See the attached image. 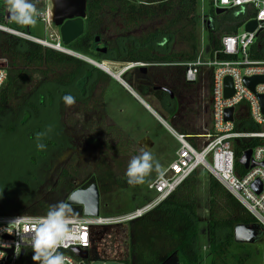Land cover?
Listing matches in <instances>:
<instances>
[{
	"label": "trees",
	"instance_id": "trees-1",
	"mask_svg": "<svg viewBox=\"0 0 264 264\" xmlns=\"http://www.w3.org/2000/svg\"><path fill=\"white\" fill-rule=\"evenodd\" d=\"M211 1L208 2L206 12V17L210 22L208 26L206 25V39L210 51H214L218 48L217 34H234L242 23L251 17L241 10L216 16ZM138 3L139 5L136 7L124 0H87L84 33L65 49L98 63L108 61L130 65L133 63L171 64L177 61H181L179 63L193 61L196 58L194 56L195 45L191 44L192 54L190 55L171 54L169 51L173 35L165 31L148 34L141 40L131 36L123 38V41L117 39L110 48H106L105 54L96 53L94 35L99 17L105 11L115 15L121 11L130 22L140 18V16L152 19L155 16V10L150 8L149 5L151 4H157L158 9H164V15H173L177 10L180 16L187 21L186 27L188 26L189 29L186 32V41L194 42L198 23L196 19L198 0H151L147 2L138 0ZM16 32L26 35L21 31ZM161 41L162 43L165 42L166 45L159 43ZM0 43L4 44V52L11 60L29 68L43 67L45 69L42 72L34 70L29 74L15 67L8 68L6 82L0 90V160L4 156L14 166H16L15 161L21 160L18 163L21 165L20 168L28 170V175L24 177V173L21 171L17 180L15 179L17 183L22 181L23 186L28 189V193L18 200H12L9 195L15 193L16 188H11L14 192H10V194L7 190L6 194L9 195L0 198V216H43L50 205L65 202L67 197L76 189L87 188L93 184L91 181L86 185L77 186L72 175L67 170L62 169L57 173L53 186L47 189L43 197L32 198L34 192L31 184L34 182V178H37V173L42 164L48 162L50 152L54 148L63 149L65 147L60 142L62 137L58 123V112L64 103L61 97L72 95L75 97L76 103L85 105L100 79L109 81L110 78L83 61L19 37L0 32ZM250 54L253 60H264V34L256 38ZM219 58L225 59L222 56ZM54 68L62 70L63 73L58 77L50 76L49 71L52 73ZM109 71L117 74V71L111 69ZM127 72L120 76L121 80L141 99L150 93L157 95V102L161 110L167 114L168 118L173 119L175 114L174 101L170 96L159 91L149 93L145 87L137 86L138 78L139 80L144 78L145 74H137V79H135ZM32 74H42L43 76L29 89V92L24 93L21 97L28 85L32 83ZM156 87L167 89L163 86ZM240 125L249 131L257 130L246 119L238 120L236 126ZM46 127L50 129L49 135L42 141L46 147L43 150H37L36 134L44 132ZM172 129L179 135L195 136L173 126V124ZM4 139H8L5 142L6 146ZM189 142L192 140L190 139ZM259 144H261L259 140L238 143L235 147L236 157H239L241 152L253 149ZM5 151H11L10 154L15 151L19 152L21 157L19 160L17 158L8 159L6 155H3ZM196 173L191 174L153 210L127 223V258L118 262L122 264H166L171 258L177 256L180 259L179 264L201 263L198 245L199 220L196 209ZM207 188L209 198L207 210L208 261L209 264H227L224 259L228 248L233 245L238 248L243 247V245L235 244L233 241L234 228L238 225L254 227L256 224L238 202L211 176L208 178ZM6 189H10V187ZM71 208L73 209L72 217L82 215L80 207ZM257 229L259 230L258 227ZM92 247L94 248L93 241ZM31 256V254L26 253L19 264H34L35 261L32 260ZM94 256L97 258L96 253ZM234 260L233 264H245L244 258L241 256H234Z\"/></svg>",
	"mask_w": 264,
	"mask_h": 264
},
{
	"label": "rangeland",
	"instance_id": "rangeland-1",
	"mask_svg": "<svg viewBox=\"0 0 264 264\" xmlns=\"http://www.w3.org/2000/svg\"><path fill=\"white\" fill-rule=\"evenodd\" d=\"M124 1L134 4L136 7L139 5L138 0ZM147 1L151 0H144V2ZM208 2L209 0H198L196 8L198 23L194 34V42L186 41V32L189 29L188 26L186 27L187 21L180 16L177 10L173 15H164V9H158L157 4H151L149 5L150 8L155 10V16L152 19L140 16V18L130 22L128 17L121 11L117 15L105 11L99 17L94 37H99L100 42L95 47L106 49L107 47L110 48L117 39L123 41V38L131 36L141 40L148 34L165 31L173 35L169 53L190 55L192 54L191 44H194L196 47L195 57L200 53L207 55L210 52L206 39V22L209 21L206 17ZM38 9L41 12H49L51 19V0L39 2ZM0 25L21 31L30 37L49 44L56 41V37H58V31L52 23L46 31L44 25L38 20L34 25H17L13 21L8 22L4 0L0 1ZM0 32L9 35L3 31ZM221 36L222 33H219L216 38L218 39ZM159 43L165 44L162 41ZM4 50V44L0 43V66H5L7 70L15 67L29 74L34 70H40L41 72L45 70L43 67L29 68L23 66L11 60ZM179 62L181 61L171 64H148V67L145 68L147 70L146 76L140 78V80L138 78L137 86L145 87L149 93L157 92L153 91L156 86L166 87L173 95V108L175 109L173 119L168 118L167 114L161 110L157 102V95L150 93L142 101L171 128L173 124V126L181 128L188 134L201 135L208 130L210 125V111L207 110L206 106L208 103L207 88L201 82L193 85L185 84L183 69L171 66L179 64ZM11 63L12 65H10ZM95 63L118 68V73L127 70V66H130L127 73L135 79H137V74H141L137 68L131 69L132 65L108 61ZM62 73L63 71L58 68H54L52 73L49 71L50 76L54 77H58ZM104 74L111 78L110 75ZM42 76V74H32V83L28 85L27 90L22 93L21 97L24 93L29 92V89ZM58 114L62 137L60 142L65 147L63 149L54 148L50 152L48 162L42 164L37 173V178H34L33 183L31 182L34 192L33 199L41 198L46 194L47 189L53 186L56 181L57 173L62 169L67 170L72 175L77 186L86 185L93 181L99 193V216L102 218L125 216L147 205L153 199V194L148 190V185L158 176V173L156 171L151 172L145 178L143 184L129 185L125 176L128 162L133 156L139 155L142 150H147L152 153L155 160L161 165L162 170H164L174 158L176 143L171 134L155 119L149 117L139 105L132 102L131 98L115 81L100 79L99 84L85 105L76 102L72 105L63 103ZM122 124H125L127 128L120 129V127H123ZM49 132V127H46L39 139L40 143L49 135ZM145 137H148L151 141L149 144L152 146L148 148L144 146L142 149L140 146L141 139ZM3 141L6 146L5 142L8 139ZM10 152L5 151L3 155H6L8 159H20L21 154L19 152L15 151L11 154ZM20 161H15L16 166H14L4 156L0 160V192H2V197L14 192L11 188H16V192L9 195L12 200H18L28 193V189L23 186L21 180L18 183L16 182L19 172L23 171L24 177L28 175L26 168H20L21 165L18 164ZM208 178L209 175L205 170H199L196 173L200 264H209L207 249ZM7 185L10 189H6L9 188L6 187ZM7 190H9V194H6ZM127 234V223L96 228L93 238L94 248L92 247L89 256L92 264H122L118 261L127 258ZM256 237V240L250 244H243V247L230 246L224 262L233 264L235 262L234 256H241V258H244L245 264H264V232L257 229ZM95 253L97 258L94 256ZM179 260V257L174 256L166 264H178Z\"/></svg>",
	"mask_w": 264,
	"mask_h": 264
},
{
	"label": "built area",
	"instance_id": "built-area-1",
	"mask_svg": "<svg viewBox=\"0 0 264 264\" xmlns=\"http://www.w3.org/2000/svg\"><path fill=\"white\" fill-rule=\"evenodd\" d=\"M212 8L223 10L224 13L241 10L250 19L242 23L236 33L222 35L218 38V48L207 55L200 53L193 61L174 64L171 66L183 69V80L187 85L201 82L207 88L208 103L210 108V125L207 131L201 135L183 136L175 134L174 138L178 149L171 163L162 170L148 185V190L153 194V199L142 208H139L125 216L118 218H87L81 216L72 217L70 228L75 235L74 240L67 241V247L58 249L72 259L73 264H92L90 252L94 230L106 225H119L128 223L142 217L167 199L191 174L199 170H205L209 176L231 196L251 216L259 230L264 232V110L261 108L259 98L264 103V83L257 84L253 91L244 85V79L253 77L264 78V60L251 59L250 50L256 38L264 34V0H212ZM37 18L47 31L51 25L49 12H42ZM250 21L257 23L253 33L244 31V26ZM11 36L25 38L44 48L65 54L59 38L50 44L34 39L27 35L0 27ZM259 31L257 37L255 34ZM51 37V35H50ZM222 56L225 59L221 60ZM128 65V64H127ZM132 68H147L148 64L133 63ZM170 66V65H168ZM130 70V66H127ZM125 71V72H126ZM3 73L0 90L7 78V69L0 66ZM231 80L233 94L224 98V79ZM232 110L231 121H225L224 113ZM240 119H246L257 130L249 131L236 126ZM192 142H189L190 139ZM259 140L251 151L247 169L239 164L240 159L248 150L241 152L236 157L238 143ZM254 167H250L251 164ZM259 183L260 191L257 193L252 185ZM33 217L28 215L0 216V241L7 247H0V264H19L24 255L33 254L30 247L32 227L17 221L9 225V221L17 218ZM39 217V216H37ZM7 229V231H6ZM19 242L20 246L16 244ZM78 248L88 253L86 261L72 255L70 250ZM11 252L9 255L8 253ZM22 256L20 258V255ZM32 257V256H31ZM38 264V262H34Z\"/></svg>",
	"mask_w": 264,
	"mask_h": 264
},
{
	"label": "clouds",
	"instance_id": "clouds-1",
	"mask_svg": "<svg viewBox=\"0 0 264 264\" xmlns=\"http://www.w3.org/2000/svg\"><path fill=\"white\" fill-rule=\"evenodd\" d=\"M39 0H4V6L9 18L17 25H34L37 18L43 15L38 9ZM3 73H0L2 82ZM66 105L75 103V97L64 95L61 97ZM43 133H37V150L45 149L46 145L39 142ZM153 171L158 175L162 173L161 165L155 160L152 153L142 150L139 155L133 156L127 165L125 176L129 185H140L145 182V178ZM2 198V192H0ZM73 209L65 202H58L50 205L47 212L39 217H17L9 221V225L17 221L32 227L30 237V247L32 260L38 264H73L72 259L59 251L61 247H67V241L74 240L76 237L70 228ZM7 231V229H6ZM0 241V247H7ZM20 246L19 242L16 244Z\"/></svg>",
	"mask_w": 264,
	"mask_h": 264
},
{
	"label": "water",
	"instance_id": "water-1",
	"mask_svg": "<svg viewBox=\"0 0 264 264\" xmlns=\"http://www.w3.org/2000/svg\"><path fill=\"white\" fill-rule=\"evenodd\" d=\"M86 1L87 0H51V23L54 28L58 31L59 42L63 47L70 46L74 41L79 39L84 33V20L86 17ZM224 14L223 10H215V15L219 16ZM7 21L11 22L7 14ZM209 21L206 22L208 26ZM257 23L255 21H250L244 26V31L247 33H253L256 29ZM259 31L255 34L257 37ZM100 42L99 37H95L94 43L98 44ZM105 48L96 49V53L105 54ZM65 55L78 59L85 62L86 64L98 69L99 71L106 73L111 76L115 81L119 82L121 85L127 88L126 84L121 80L120 76L126 71H122L116 76L111 75L110 73L105 72L101 69V66L97 63L82 57L78 54H75L70 51H66ZM139 73L145 74L147 70L145 68L138 69ZM264 83L263 77H253L249 79H244V85L250 90L253 91L254 87L257 84ZM128 89V88H127ZM153 91L164 92L173 98L171 92L167 89L155 87ZM132 93V92H131ZM233 94L231 87V80L229 78L224 79V98H229ZM261 103V108L264 110V103L261 98H259ZM146 109H149L148 106L144 105ZM225 121H231L232 119V110L228 109L224 113ZM143 149L144 146L140 145ZM150 147V146H148ZM251 151H246L242 158L239 161V164L247 169L249 164V157ZM252 163L250 167H254ZM264 166V163L261 164V167ZM252 188L257 193L260 191L259 183L252 185ZM65 203L69 204L71 207H80L82 210V216L87 218H97L99 217V193L97 186L91 184L87 188H78L73 191L66 199ZM257 227H248L244 225H238L233 230V241L235 244L243 245L250 244L257 239ZM72 255L80 260L86 261L88 259V253L85 250H80L78 248H72L70 250ZM20 255V258L22 256ZM9 255L11 252L8 253Z\"/></svg>",
	"mask_w": 264,
	"mask_h": 264
},
{
	"label": "crops",
	"instance_id": "crops-1",
	"mask_svg": "<svg viewBox=\"0 0 264 264\" xmlns=\"http://www.w3.org/2000/svg\"><path fill=\"white\" fill-rule=\"evenodd\" d=\"M1 1V0H0ZM42 0H39V2H41ZM40 11V10H39ZM0 27H5V26H1L0 25ZM27 36H29V35H27ZM30 37V36H29ZM33 38V37H32ZM34 39H36V38H34ZM38 40H40V39H38ZM109 81H115L113 78H110L109 79ZM119 86H120V88L121 89H123V91H125V93L128 95V97H130L131 98V101L132 102H134V103H136L137 105H139L140 107H141V109L147 114V115H149V117H151L152 119H155L159 124H161L166 130H167V132H169L170 134H171V136L173 137V139H174V141H175V143H176V140H175V138H174V135L175 134H177L168 124H166L165 123V121H163L160 117H159V115H157L155 112H153L149 107V109H146L145 108V106L144 105H146L143 101H142V99L135 93V92H133L127 85V88L126 87H124L123 85H121L119 82H117V81H115ZM132 92V93H131ZM147 106V105H146ZM122 126L123 127H120V129L121 128H127L126 127V125L125 124H122ZM129 129V128H128ZM125 130V129H124ZM129 131V130H128ZM179 135V134H178ZM142 140V142H141V145L142 146H147L146 148H148V146H152V145H150L149 144V142H151L149 139H148V137H145V138H143V139H141ZM177 149H178V145H177V143H176V147H175V149H174V155H175V153H176V151H177ZM178 264H179V261H178Z\"/></svg>",
	"mask_w": 264,
	"mask_h": 264
},
{
	"label": "flooded vegetation",
	"instance_id": "flooded-vegetation-1",
	"mask_svg": "<svg viewBox=\"0 0 264 264\" xmlns=\"http://www.w3.org/2000/svg\"><path fill=\"white\" fill-rule=\"evenodd\" d=\"M95 38V37H94ZM99 44V43H98ZM98 44H96V45H98ZM96 49H98L97 47H95L94 48V50L96 51ZM106 53V52H105ZM94 62V61H93ZM98 65H100V64H98ZM101 67H103L104 69H106L107 71H109V69H111V70H114V71H117V69L118 68H113V67H110V66H107V65H105V64H102V65H100ZM110 72V71H109ZM110 73H112V72H110ZM147 73V72H146ZM145 73V74H146ZM113 74V73H112ZM117 74H119L118 72H117ZM117 74H113V75H117ZM207 110H210V108H209V103H207Z\"/></svg>",
	"mask_w": 264,
	"mask_h": 264
},
{
	"label": "bare ground",
	"instance_id": "bare-ground-1",
	"mask_svg": "<svg viewBox=\"0 0 264 264\" xmlns=\"http://www.w3.org/2000/svg\"><path fill=\"white\" fill-rule=\"evenodd\" d=\"M66 51H68V50H66ZM101 69L102 70H104L105 72H107V73H110L109 71H107L106 69H104L103 67H101ZM130 69V68H129ZM111 75H113L112 73H110ZM113 76H116V75H113Z\"/></svg>",
	"mask_w": 264,
	"mask_h": 264
}]
</instances>
